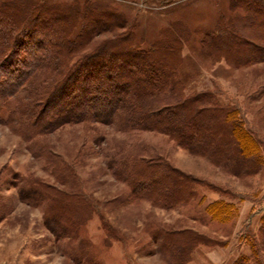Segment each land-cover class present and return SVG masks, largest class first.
<instances>
[{
	"label": "trees",
	"instance_id": "obj_1",
	"mask_svg": "<svg viewBox=\"0 0 264 264\" xmlns=\"http://www.w3.org/2000/svg\"><path fill=\"white\" fill-rule=\"evenodd\" d=\"M232 6L245 11L229 18L222 15L215 32L204 41L205 51L237 66L264 60V0H234ZM59 17L64 20L58 22ZM118 17L99 2L84 10L32 0L0 4V95L5 92L0 112L7 111L0 120L28 141L34 156H42L46 167L56 173V183L17 173L15 185L23 201L42 208L46 227L56 240L68 239L64 245L77 264H99L91 242L81 236L97 207L79 187L74 166L41 143L42 137L62 125L102 122L123 131L158 130L237 176L264 166L260 138L246 125L240 107L221 104L214 91L186 94L184 84L175 78L182 59L181 36L170 29L149 49L136 48V36L121 28ZM240 21L252 37L237 26ZM42 26L55 33L42 39ZM118 27L121 30L114 31ZM104 32L112 34L91 46ZM117 67L130 70L119 74ZM99 105H106L105 110L97 111ZM121 154L111 167L139 197L186 204L199 185H206L229 196L206 206L207 213L220 221L238 215L235 198L255 201L251 194L185 172L164 156ZM12 206L0 194V219ZM261 211L259 234L246 230L239 234L250 255L242 254L231 264H264V206ZM103 224L110 235L104 220ZM153 237L176 264H186L199 245L226 246L229 241L192 229L160 228Z\"/></svg>",
	"mask_w": 264,
	"mask_h": 264
},
{
	"label": "rangeland",
	"instance_id": "obj_2",
	"mask_svg": "<svg viewBox=\"0 0 264 264\" xmlns=\"http://www.w3.org/2000/svg\"><path fill=\"white\" fill-rule=\"evenodd\" d=\"M5 1L13 0H0V4ZM32 1L81 10L90 3L99 2L107 11L121 15L118 23L123 25L124 31H133L136 48L140 49H149L170 29L178 33L183 42L182 59L175 78L184 84L185 93L214 91L221 104L240 107L246 125L260 138L264 157V60L237 66L225 57L209 55L204 49L206 37L215 32L222 15L229 18L244 13V8L234 9V0ZM63 20L59 17L57 21ZM237 26L252 37L251 30L242 21ZM42 27V39L55 33ZM111 34L104 32L92 40L91 46ZM118 68L119 74L130 70L129 67ZM4 95L5 92L0 98ZM105 106L99 105L96 110L102 112ZM6 116V110L0 112V117ZM41 143H46L49 151L74 166L79 187L97 207L93 217L83 225L81 236L91 242V251L99 264H176L153 237L160 228L192 229L229 240L226 246L199 245L186 264H231L242 254L250 255L249 246L240 242L239 234L242 230L259 234L263 214L259 211L264 206V166L250 175H233L210 158L192 153L164 132L154 129L123 131L114 124L102 122L62 125L42 137ZM118 152L164 156L185 172L251 194L255 201L235 198L238 215L229 221H220L207 213L206 206L229 196L206 185H199L196 196L186 204L171 205L147 196L139 197L111 167ZM46 166L42 156H34L29 142L0 120V194L13 202L10 212L0 219V264H77L64 245L68 239L56 240L46 227L42 208L23 201L15 185L17 173L56 183V173Z\"/></svg>",
	"mask_w": 264,
	"mask_h": 264
}]
</instances>
